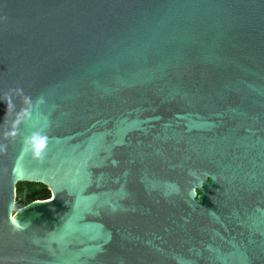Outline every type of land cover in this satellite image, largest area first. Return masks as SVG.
I'll list each match as a JSON object with an SVG mask.
<instances>
[{"label": "water", "instance_id": "95a60500", "mask_svg": "<svg viewBox=\"0 0 264 264\" xmlns=\"http://www.w3.org/2000/svg\"><path fill=\"white\" fill-rule=\"evenodd\" d=\"M0 264H264V0H0Z\"/></svg>", "mask_w": 264, "mask_h": 264}, {"label": "trees", "instance_id": "16d2710c", "mask_svg": "<svg viewBox=\"0 0 264 264\" xmlns=\"http://www.w3.org/2000/svg\"><path fill=\"white\" fill-rule=\"evenodd\" d=\"M50 196V190L43 183L18 182L16 184V209L22 208L33 201L47 200Z\"/></svg>", "mask_w": 264, "mask_h": 264}]
</instances>
